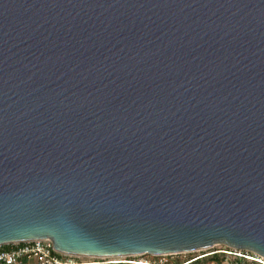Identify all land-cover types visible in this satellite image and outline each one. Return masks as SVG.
<instances>
[{
    "label": "water",
    "instance_id": "water-1",
    "mask_svg": "<svg viewBox=\"0 0 264 264\" xmlns=\"http://www.w3.org/2000/svg\"><path fill=\"white\" fill-rule=\"evenodd\" d=\"M72 169L155 217L133 252L264 259V0H0V245L103 255L46 208Z\"/></svg>",
    "mask_w": 264,
    "mask_h": 264
},
{
    "label": "snow or ice",
    "instance_id": "snow-or-ice-1",
    "mask_svg": "<svg viewBox=\"0 0 264 264\" xmlns=\"http://www.w3.org/2000/svg\"><path fill=\"white\" fill-rule=\"evenodd\" d=\"M72 172V176L60 173L55 177L54 195L50 197L52 202L46 208L53 210L54 218L66 224L77 239L86 242L89 249L103 253L85 255L90 258L88 264H144L141 254L146 250L131 251L133 242L130 237L149 231L150 221L155 217L151 214L147 218L134 215V205L122 198H109L103 194L97 198L91 195L87 182L76 178L78 174L75 169ZM235 247L248 248L238 245ZM171 251L173 250L162 249L154 252L156 259L153 264H168V254ZM255 251L264 255V251ZM235 255L241 257L237 264H243L242 253L237 252ZM160 257L164 259L161 260ZM0 264L4 262L0 261ZM22 264L26 262L22 261ZM172 264L176 262L173 261ZM181 264H195V261L186 259ZM258 264H264V259Z\"/></svg>",
    "mask_w": 264,
    "mask_h": 264
},
{
    "label": "built area",
    "instance_id": "built-area-1",
    "mask_svg": "<svg viewBox=\"0 0 264 264\" xmlns=\"http://www.w3.org/2000/svg\"><path fill=\"white\" fill-rule=\"evenodd\" d=\"M0 261L4 264H88L89 257L70 256L53 251V245L48 240H33L21 243H13L8 245H0ZM145 256V257H144ZM148 258H147V257ZM170 259L172 255H168ZM144 259V264H153L156 259L154 255H141ZM252 258V257H251ZM161 260L164 257H160ZM168 264H172L171 260ZM251 260L259 262L262 260L256 256V259Z\"/></svg>",
    "mask_w": 264,
    "mask_h": 264
},
{
    "label": "rangeland",
    "instance_id": "rangeland-1",
    "mask_svg": "<svg viewBox=\"0 0 264 264\" xmlns=\"http://www.w3.org/2000/svg\"><path fill=\"white\" fill-rule=\"evenodd\" d=\"M227 248L222 245H217L212 248L206 249V250H200V251H193L188 253H182V254H175L172 255L171 263L173 261L175 262H183L186 259H196V258H202L204 256L212 257L217 255V258L213 261H208L205 264H237L239 260H241V257H238L235 255V253L239 252L242 253L243 257V264H258V262L251 260L252 258L256 259L255 255L250 254L246 255L243 253V251H235L233 249ZM253 255V256H251ZM145 257V256H144ZM147 257V256H146ZM252 257V258H249ZM148 258V257H147Z\"/></svg>",
    "mask_w": 264,
    "mask_h": 264
},
{
    "label": "trees",
    "instance_id": "trees-1",
    "mask_svg": "<svg viewBox=\"0 0 264 264\" xmlns=\"http://www.w3.org/2000/svg\"><path fill=\"white\" fill-rule=\"evenodd\" d=\"M228 250H230V249H228ZM230 251H232V250H230ZM244 254H246V255H250L251 253H248V252H243ZM251 256H253V255H251ZM256 257V256H255ZM217 258V255H215V256H212V257H207V256H204V257H202V258H196V259H193L194 261H195V264H205V263H207L208 261H213V260H215ZM192 260V259H191ZM185 261V260H184ZM176 264H181V262L180 263H178V262H176Z\"/></svg>",
    "mask_w": 264,
    "mask_h": 264
}]
</instances>
